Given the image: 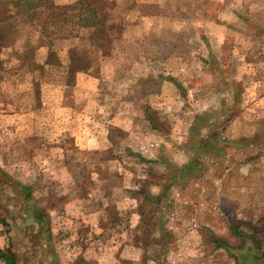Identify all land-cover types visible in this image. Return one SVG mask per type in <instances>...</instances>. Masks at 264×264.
<instances>
[{
	"label": "rangeland",
	"instance_id": "374dc122",
	"mask_svg": "<svg viewBox=\"0 0 264 264\" xmlns=\"http://www.w3.org/2000/svg\"><path fill=\"white\" fill-rule=\"evenodd\" d=\"M16 1L0 0L4 252L264 264V0H104L99 23L88 0Z\"/></svg>",
	"mask_w": 264,
	"mask_h": 264
},
{
	"label": "trees",
	"instance_id": "16d2710c",
	"mask_svg": "<svg viewBox=\"0 0 264 264\" xmlns=\"http://www.w3.org/2000/svg\"><path fill=\"white\" fill-rule=\"evenodd\" d=\"M21 1L22 0H17L16 2H19L21 4ZM2 3H0L1 5ZM87 4H90V10L87 11V15L90 17V21H94L96 23H99L98 21V18H99V14H98V11L99 10H103L105 12V8L107 6L106 2L104 0L101 1V3L98 2V0H88ZM88 8V9H89ZM82 10L79 11V13L81 12ZM106 18H108V14L105 15ZM90 26H96V25H91L89 24ZM105 37V36H104ZM104 42H105V39H104ZM203 143H205V140L203 139ZM206 144V143H205ZM3 177L6 178V175L3 174ZM3 181V180H1ZM27 192L30 191V189H27L26 190ZM1 221V220H0ZM3 223V221H1ZM0 260L3 261L4 264H17V260L16 258L13 256V254H10V252H4V250H0Z\"/></svg>",
	"mask_w": 264,
	"mask_h": 264
},
{
	"label": "crops",
	"instance_id": "0c3cea01",
	"mask_svg": "<svg viewBox=\"0 0 264 264\" xmlns=\"http://www.w3.org/2000/svg\"><path fill=\"white\" fill-rule=\"evenodd\" d=\"M204 137V139L205 140H207L208 138H209V136L207 137H205V136H203ZM214 138H217L216 136H214ZM205 143H207L206 141H205ZM190 166H191V164H190ZM199 170H200V176L198 175V176H196V177H202L201 175L203 174V169H201L200 167H199ZM214 171H216V170H214ZM221 172H225V175H223L222 177L223 178H225L226 176H233V174L235 173V170L233 169V168H231V169H228L227 167H225V168H223L222 170H221ZM220 172V173H221ZM228 174V175H227ZM232 178V177H231ZM262 180L260 179V180H255V176H254V180H253V182H252V192L251 193H249L248 194V196H251L252 198H251V201H252V203H253V206H255V203H258L259 202V197H260V195H261V190H262ZM234 186V185H233ZM247 193V192H246ZM246 196V195H245ZM264 196V195H263ZM258 200V201H257ZM194 235V234H193ZM194 240H195V242H194V246H193V248H196L197 247V243H196V238L194 237ZM0 250H3L2 249V247H0ZM195 250V249H194ZM127 263H128V261H127Z\"/></svg>",
	"mask_w": 264,
	"mask_h": 264
}]
</instances>
